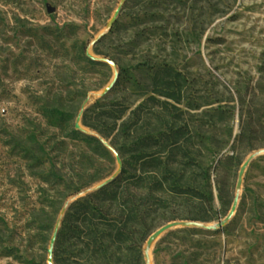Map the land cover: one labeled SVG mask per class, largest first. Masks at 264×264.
<instances>
[{
  "label": "rangeland",
  "instance_id": "obj_1",
  "mask_svg": "<svg viewBox=\"0 0 264 264\" xmlns=\"http://www.w3.org/2000/svg\"><path fill=\"white\" fill-rule=\"evenodd\" d=\"M161 64L187 77L178 104L218 164L219 214L176 218L202 223L164 233L154 264H264V119L236 140L250 110L264 115V0H0V264H48L69 202L122 169L79 114L108 96L155 118L145 91ZM46 106L73 111L110 152L66 135ZM237 194L232 217L207 225Z\"/></svg>",
  "mask_w": 264,
  "mask_h": 264
},
{
  "label": "trees",
  "instance_id": "obj_2",
  "mask_svg": "<svg viewBox=\"0 0 264 264\" xmlns=\"http://www.w3.org/2000/svg\"><path fill=\"white\" fill-rule=\"evenodd\" d=\"M186 82V75L171 65L156 67L153 86L145 91L154 92L147 99L158 103L155 118L145 116V102L132 107L108 96L86 109L83 123L110 140L121 155L122 169L68 206L54 245L55 264H147L145 243L159 226L176 218L218 217V164L178 104ZM44 114L65 127L66 135L110 152L98 135L72 124L73 111L46 106ZM263 119L250 110L236 140L250 139L255 135L252 121ZM222 194L218 186V196Z\"/></svg>",
  "mask_w": 264,
  "mask_h": 264
},
{
  "label": "water",
  "instance_id": "obj_3",
  "mask_svg": "<svg viewBox=\"0 0 264 264\" xmlns=\"http://www.w3.org/2000/svg\"><path fill=\"white\" fill-rule=\"evenodd\" d=\"M115 82V80L107 87V91L112 87L113 83ZM83 113H84V110H82V112L79 114L78 116V122H77V126L80 127L82 126L83 123ZM85 125V124H84ZM259 153V151H255V152H252L245 164L243 165L242 167V172L244 171L246 165L249 163V161L254 158L257 154ZM118 157L120 158L121 155L120 153L118 154ZM242 172H241V175H242ZM116 175H112L108 178H106L105 180H103L99 186L101 187L102 185L108 183L109 181H111ZM92 191V190H91ZM90 192V191H89ZM238 198H239V195L237 194L236 198H235V202H234V205L230 211V213L228 214L227 217L225 218H222L220 219L218 222L216 223H209L207 225L209 226H212V227H215L216 225H223L225 224L231 217L232 215L234 214L235 210H236V207H237V204H238ZM77 199V198H75ZM74 199V200H75ZM72 200V201H74ZM71 201V202H72ZM71 202H69L68 206L71 204ZM67 206V208H68ZM67 208L63 211V215H62V218L67 210ZM62 218L59 222V224L56 226L54 232H53V235H52V238H51V243H50V247H49V262L48 264H55V261H54V245H55V242H56V239H57V236H58V232H59V229H60V226L62 224ZM191 223H202V222H199V221H194V220H186V219H174V220H170L166 223H164L163 225L159 226L150 236L149 238L147 239L146 241V247H145V257H146V263L148 264V257H147V246L149 244H152L153 242H156L157 239H159L164 233H166L167 231L171 230V229H174V228H178V227H181L183 225H186V224H191Z\"/></svg>",
  "mask_w": 264,
  "mask_h": 264
},
{
  "label": "bare ground",
  "instance_id": "obj_4",
  "mask_svg": "<svg viewBox=\"0 0 264 264\" xmlns=\"http://www.w3.org/2000/svg\"><path fill=\"white\" fill-rule=\"evenodd\" d=\"M155 242H153L152 244H149L147 246V257H148V264H154L153 261V247H154Z\"/></svg>",
  "mask_w": 264,
  "mask_h": 264
}]
</instances>
